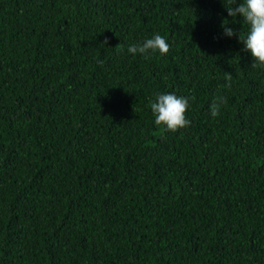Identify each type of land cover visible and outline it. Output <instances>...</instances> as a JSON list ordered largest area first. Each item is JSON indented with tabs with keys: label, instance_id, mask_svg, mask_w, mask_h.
Segmentation results:
<instances>
[{
	"label": "trees",
	"instance_id": "16d2710c",
	"mask_svg": "<svg viewBox=\"0 0 264 264\" xmlns=\"http://www.w3.org/2000/svg\"><path fill=\"white\" fill-rule=\"evenodd\" d=\"M239 3L0 0V264H264V68L222 27L248 31ZM155 34L167 54L128 51ZM165 93L195 97L190 126L155 124Z\"/></svg>",
	"mask_w": 264,
	"mask_h": 264
},
{
	"label": "clouds",
	"instance_id": "9594fccd",
	"mask_svg": "<svg viewBox=\"0 0 264 264\" xmlns=\"http://www.w3.org/2000/svg\"><path fill=\"white\" fill-rule=\"evenodd\" d=\"M228 15L236 18L240 16L248 25V31L245 33L236 32L229 27V21L225 20L222 24L224 34L228 37L239 36V42L242 43L245 51H250L254 63L253 67L264 68V0H240L235 7H227ZM104 43H108L107 40ZM118 50L119 45L117 46ZM170 50V44L160 34H155L152 38L146 39L142 44H133L128 48L132 54H143L148 58L149 51H159L161 55L167 54ZM225 80L228 81L226 87H231L232 74L225 72ZM190 99L195 97L178 96L174 93L158 94L155 100L150 101V108L155 118L157 126L163 125L167 131L175 132L181 128L188 127L191 121L187 119L186 112L190 108ZM227 103L225 97L217 96L210 105V113L213 117L220 115L221 106Z\"/></svg>",
	"mask_w": 264,
	"mask_h": 264
}]
</instances>
